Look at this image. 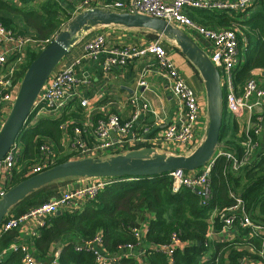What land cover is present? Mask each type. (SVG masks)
Segmentation results:
<instances>
[{"label":"built area","instance_id":"2783aa9c","mask_svg":"<svg viewBox=\"0 0 264 264\" xmlns=\"http://www.w3.org/2000/svg\"><path fill=\"white\" fill-rule=\"evenodd\" d=\"M64 1L70 7L72 19L87 9L102 8L161 19L180 30L186 29L197 33L213 46L210 60L220 72L221 88L227 112L237 117L246 115L252 117L255 109L260 108L264 114V88L258 80L253 76L249 78L245 82L242 92L239 91L240 89L235 83V70L243 63L239 31L201 26L195 23L189 15L191 12L240 14L264 0ZM49 43V41L35 40L30 34L11 30L0 23V127L6 121L15 103L25 75L26 71L23 72V67L27 48L32 46L36 49L41 48L42 51ZM107 47L106 36L99 34L86 43L84 57L97 60L105 53L106 59L103 64L105 72H110L115 68H124L129 63L148 56L156 60L158 71L171 79V91L183 108L179 119L169 124L165 129L164 140L183 146L189 153H192L200 145V105L195 92L188 87L172 64L164 45L160 41H154L143 46ZM80 63L81 61H78L75 65L63 70L55 69L38 96L32 114H60L61 116L72 102L77 101L83 110L88 109L89 101L80 97L79 82L76 77V67ZM141 85L144 87V82H141ZM130 103L137 107V111L127 122H124L117 114H111L94 122V118L86 113L80 122L70 120L62 123L59 129L68 141L71 151V154L65 157H69V160L99 159L131 149L133 144L141 138V135L148 133V129H143L139 125L140 113L148 112L149 108L144 104L140 106L138 97H134ZM263 129L264 127L260 125L247 130L242 142L243 157L241 158L230 151L225 152L219 149L214 158L198 171L169 173L173 192L177 193L181 188H187L197 194L202 199L203 205L207 206L211 199L210 175L216 160L224 156L228 161H231L232 170L238 171L249 165L253 159L260 158L264 155V151H260L257 137ZM23 156L24 152L20 144L16 142L0 162V199L10 189L15 175L24 173V177L29 178L41 174L57 165L60 159L65 158L57 152L48 139L40 144L34 164L20 162ZM90 180V183L84 187L61 193L23 216H8L0 226V239L4 234L18 230L29 219H34L37 222V229L31 236L32 239H37L40 237L41 229L47 226L50 218L58 213L82 212L88 202L95 200L107 187L118 182L110 178ZM137 180L139 179H130L129 181ZM231 197L235 200L233 206L213 213L211 221L214 224L217 221L222 224L219 232H213L226 235L230 229L235 227L247 231L249 239L261 242L262 252L259 257L264 260V224L253 221L245 211L242 199L235 198L234 195ZM147 230V225L133 230L137 241L143 240ZM188 245V242H183L174 233L169 244L160 247L152 246L151 250L166 254L169 262L172 263L174 253L185 249ZM11 250L21 252L23 264H58L59 262V256L50 261L38 259L27 244L15 245ZM134 250L133 245H128L119 247L115 253H109L101 232L92 239L81 240L75 245L76 252L93 255L95 264H119L123 258L134 259ZM3 254L0 253V259L5 255ZM143 254L145 255V252ZM241 264H264V262L245 258Z\"/></svg>","mask_w":264,"mask_h":264},{"label":"trees","instance_id":"16d2710c","mask_svg":"<svg viewBox=\"0 0 264 264\" xmlns=\"http://www.w3.org/2000/svg\"><path fill=\"white\" fill-rule=\"evenodd\" d=\"M21 1L38 2L37 9L19 10L0 0V12L21 16L27 29L19 32L30 34L35 40L51 42L72 19L70 11L66 9L68 5L66 1V5L60 0ZM111 1L113 0H108ZM249 13H252V16L247 19ZM189 15L195 23L210 28L235 30V24L241 26L239 31L242 34L239 33L238 37L243 63L235 70L237 88H242L253 76L254 71H264V1L240 14L219 12L206 15L201 12H191ZM0 23L18 31L10 20L3 16H0ZM213 25L215 27H212ZM40 52L41 48L33 51L27 48L23 72ZM76 104L72 102L67 108L68 111L71 110L69 115H63L56 121L40 123L32 128L28 125L24 129L21 136L24 156L20 162L34 164L40 144L50 138L55 141L58 133L61 132L60 125L67 119L68 121L76 119L75 122L83 120V109ZM227 114L224 103L220 150L230 151L241 158L245 136L237 137L238 127L233 136L230 138L226 136L224 132ZM34 116L35 114H32L29 121ZM98 119L100 118H94V122ZM68 160L69 157L62 158L57 164ZM25 179L27 178L24 177V173L15 175L10 189ZM130 179L128 177L115 179L118 182L107 187L95 200L88 202L82 212H66L50 218L47 226L41 229L40 237L36 239V248L39 247L40 251L45 253L63 236L73 235L79 241H86L101 232L109 253H115L119 247L128 245H133L136 249L142 247L149 264H200L211 248H216L217 254L221 252L211 264H240L245 258L264 262L263 258L259 257L262 252L261 242L252 239L245 242L237 238L232 243L212 245L208 238L211 215L215 211H223L233 206L235 200L231 195L242 199L245 211L254 222L264 224V155L260 159H253L249 165L238 171L232 170V163L226 157H219L210 175L211 199L207 206L203 205L202 199L197 194L187 188H181L174 193L168 174L137 181H129ZM60 184L61 182L54 183L28 196L16 206L19 213L15 217L23 216L42 203L59 196ZM149 215H152L151 218H148ZM143 225H147V233L142 241H137L133 230ZM215 225L216 231L219 232L222 224L217 221ZM239 230L243 237L248 236L247 231ZM174 233L189 245L183 250L176 251L171 263L166 254L151 250V247L169 244ZM75 245L76 243H71L62 251L58 264H95L93 255L76 252ZM244 247L251 248L254 251L253 255ZM2 248L0 246V250ZM36 255L39 259L42 258L37 251ZM0 264H23L21 252L16 251L10 257H2ZM119 264L137 263L133 258H123Z\"/></svg>","mask_w":264,"mask_h":264},{"label":"crops","instance_id":"0c3cea01","mask_svg":"<svg viewBox=\"0 0 264 264\" xmlns=\"http://www.w3.org/2000/svg\"><path fill=\"white\" fill-rule=\"evenodd\" d=\"M3 1L7 2L11 7L19 10L22 9L24 11L37 9L38 3L22 2L21 0ZM60 1L65 4L64 0ZM66 9L70 11L68 5L66 6ZM0 16L10 20L13 27L15 29L17 28L18 31L27 29L24 25L22 17L19 15L1 11ZM183 32L187 34L210 59L213 53L212 44L193 31L184 29ZM99 34H104L106 36L107 48L143 46L150 42L160 41L164 45L169 59L183 78L184 82L195 92L197 96L201 109V132L199 133L200 143L205 137L208 125V99L204 80L202 79L199 71L178 48L176 42L167 37L158 36L151 31L130 30L115 26L96 28L84 37L80 38V40L71 49L68 56H66L57 67L58 70H63L67 67L75 65L78 61H81L80 65L76 67V77L79 82L78 87L80 97L88 100L90 104L86 111H81L84 114L88 113L93 118L100 119L108 117L111 114H117L124 122H127L137 111V107L132 106L130 102L134 97H138L139 105L141 106L144 104L149 108L148 112L142 111L140 113L141 121L139 125L143 129H148V133L141 135V138L133 144L131 149L126 152H119V154L116 153V155H122L135 150L151 149L154 150L155 154L166 155L168 157L187 156L189 152L185 147L178 146L174 143H168L164 140L165 129L169 124L176 122L183 111L182 104L171 91V79L167 75L158 71L156 60L150 56L133 61L124 68H115L110 72H105L103 69V64L106 59L105 53L97 60L84 57L86 43ZM28 48L31 51L36 50V48L32 46ZM253 77H255L259 84L264 88V71H254ZM141 82H144V87L141 85ZM244 85L242 88L239 87L240 92L243 91ZM76 103L77 107H79V102L77 101ZM224 103L225 102L223 101V115ZM70 112L71 110L68 111L67 109L65 113L56 118V120L60 119L63 115H69ZM226 113H228L227 109ZM43 115L49 114L35 115L28 125L32 128L40 123L45 124L56 121L51 119H41L40 116ZM47 117L49 118V116ZM226 118L227 121L225 123L226 126L224 133H226L228 138L233 136L237 127L238 132L236 131V133L238 134V138H241V136L249 129L260 125L264 127V114H262L260 108L255 109L252 117H248L247 115L237 117L229 115L228 113ZM66 121H68V119ZM71 121H76V119H71ZM62 135L63 134L61 132L58 133L57 139H55L58 150H62L64 140H66L65 137L63 140ZM257 140L259 142L260 151H264V129L260 132ZM109 157H111V155H107L103 158ZM90 181L91 180L88 178H71L61 180L59 181L61 182V186L59 188L60 194L69 190L84 187L90 183ZM16 208L17 207L15 206L8 216H15L18 214L19 210ZM151 216L152 215H149L148 218H151ZM211 217L209 220L210 226L208 230V238L212 245L232 243L237 238H240L245 242L250 240L248 236L243 237V234H240V230L237 227L230 229L226 235L213 232L216 231V225L211 221ZM36 229L37 222L34 219H29L25 221L18 230L11 231L6 235L4 234L5 236L3 235L4 237L2 236L0 239V246L3 247L0 250V253L5 254H3V257H10V255L14 253V251L11 250L13 246L27 244L36 257V251L42 257L40 260L43 259L42 261H50L57 256L60 258L62 251H64L65 248H67L71 243H78L79 241L78 238L73 235L63 236L61 239L53 243L47 252L43 253L40 251L39 247L36 248V239H32L31 237L32 233ZM244 248H246L249 253L253 255L254 251L251 248ZM215 250L216 248H211L208 254L202 258L200 264H211L221 253L217 254ZM134 252V260L137 264H149V261L143 254L144 249L142 247L134 250ZM37 258L39 259V257Z\"/></svg>","mask_w":264,"mask_h":264},{"label":"water","instance_id":"95a60500","mask_svg":"<svg viewBox=\"0 0 264 264\" xmlns=\"http://www.w3.org/2000/svg\"><path fill=\"white\" fill-rule=\"evenodd\" d=\"M108 26L147 30L176 42L181 52L199 71L205 83L208 125L203 141L187 156L168 157L155 154L151 149H143L112 155L109 158L68 160L57 164L8 190L0 199V226L11 210L28 196L61 180L125 177L144 179L176 171L195 172L206 166L220 149L224 95L220 72L208 56L187 34L164 20L140 14L90 8L71 19L26 70L15 103L0 128V162L20 140L30 122L29 118L38 96L58 65L68 56L80 38L96 28Z\"/></svg>","mask_w":264,"mask_h":264},{"label":"rangeland","instance_id":"374dc122","mask_svg":"<svg viewBox=\"0 0 264 264\" xmlns=\"http://www.w3.org/2000/svg\"><path fill=\"white\" fill-rule=\"evenodd\" d=\"M204 14L210 15L211 13L206 12ZM251 16H252V13H249L246 18L249 19ZM246 18L244 17V19H246ZM212 27H215V25H213ZM216 27L219 28L218 26H216ZM234 27H235L234 29H238V31L239 30L241 31V26H238L237 24H235ZM181 31L183 32L184 30H181ZM240 31H239V33H241ZM229 115H232V114L229 113ZM47 116H49V118ZM58 117H60V114H58V115H43V116H40L41 119H51V120H56V118H58ZM62 138L64 140V136L63 135H62ZM48 140H49V143H51L56 148L57 152L60 153V155H62L63 157L68 156V155L71 154V151H70V148H69V143H68L67 140H64V144H63L62 150H58L57 144H56V142L53 139L50 138ZM17 143L20 144V146H21V148H22V150L24 152V146L21 143V138H20V140L17 141ZM189 154H187V155H189Z\"/></svg>","mask_w":264,"mask_h":264}]
</instances>
